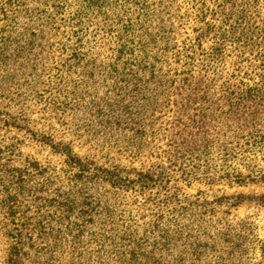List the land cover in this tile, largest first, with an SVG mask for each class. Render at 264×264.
<instances>
[{
    "label": "trees",
    "instance_id": "obj_1",
    "mask_svg": "<svg viewBox=\"0 0 264 264\" xmlns=\"http://www.w3.org/2000/svg\"><path fill=\"white\" fill-rule=\"evenodd\" d=\"M18 1L0 0V82L35 54L21 49ZM82 3L75 17L105 43L86 50L78 27L59 47L72 117L62 131L96 154L40 135L57 170L0 144V263L243 264L245 224L225 215L246 197L187 191L264 184V0ZM151 200L148 219L127 221L123 205Z\"/></svg>",
    "mask_w": 264,
    "mask_h": 264
},
{
    "label": "rangeland",
    "instance_id": "obj_2",
    "mask_svg": "<svg viewBox=\"0 0 264 264\" xmlns=\"http://www.w3.org/2000/svg\"><path fill=\"white\" fill-rule=\"evenodd\" d=\"M183 2L186 0H181V3ZM80 3L82 0L18 1L22 11L27 10V14H20L21 17H24L15 22L20 27L18 33L24 35L21 45L30 44L21 49L29 50L34 47L35 54L29 57L20 55L17 64L10 62L8 71L12 75L9 79L0 82V144L3 146H8L11 143L16 144L18 147L16 155H12L16 161L31 158L41 164L50 163L51 166L59 170L63 161L61 156L55 155L38 141L40 135L48 134L53 138L61 135L66 141L71 142L76 152L80 151L82 155L96 154L94 150L76 142L70 130H67L66 133L62 131V125L65 123L68 127L71 126L72 123L69 120L72 117L69 115V111H63V103L69 102L65 96L69 90L68 87L62 86L61 76L64 72L63 69L66 68H61L65 58L59 47L67 43V34L78 30V27H80L78 30L80 36L83 34L85 41L90 42L89 45L85 44L86 50L91 48L96 41L97 45L105 43L103 31L100 30L98 24H95V21L90 22V17L76 18L82 15L74 14L81 8ZM23 4L24 6H22ZM61 6H63V10ZM197 26L204 27L200 22H197ZM24 27L26 29H23ZM93 53L95 54V52ZM32 65L40 70V77L34 78V81H31L30 77L27 78L28 67ZM6 121L10 125H7ZM9 158L6 154L4 160ZM187 192L190 194L201 192L203 197L209 199L238 193L246 197L236 209H231L225 217L230 222L245 224L250 244L248 251L243 254L242 263L264 264L263 183H247L240 187L194 185ZM150 198H154L153 195L150 194ZM157 205L158 202L154 200H151L146 207H142L140 204L123 205L124 216L129 223L134 225L137 221L148 219L151 213L157 210ZM222 212H225V209L221 210L217 218L224 215ZM251 231L252 233H249ZM252 235L254 238L250 240ZM0 248H6L3 239Z\"/></svg>",
    "mask_w": 264,
    "mask_h": 264
}]
</instances>
